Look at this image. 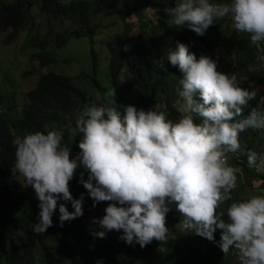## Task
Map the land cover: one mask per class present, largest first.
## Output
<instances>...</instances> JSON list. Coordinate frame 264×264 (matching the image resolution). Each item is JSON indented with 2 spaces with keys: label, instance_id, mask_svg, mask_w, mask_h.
Wrapping results in <instances>:
<instances>
[{
  "label": "clouds",
  "instance_id": "obj_1",
  "mask_svg": "<svg viewBox=\"0 0 264 264\" xmlns=\"http://www.w3.org/2000/svg\"><path fill=\"white\" fill-rule=\"evenodd\" d=\"M171 2L163 10L149 7L154 13H145L164 11L170 25L186 26L198 36L228 17L236 32L249 35L250 44L257 47L256 59L264 67L260 47L264 44V0ZM167 59L182 73L178 119H168L156 106L146 111L127 105L122 113L116 107L115 90H109L106 103L86 105L76 119L75 131L82 138L75 158L57 130L26 133L13 140L15 171L39 201V222L32 230L44 233L54 226L57 208L60 226L83 216V194L74 199L69 189L82 165L89 175L84 180L81 174L80 183L93 207L110 202L102 218H93L103 229L93 232L94 237L104 239L108 232L122 230L119 239L129 245L135 242L144 248L153 240L166 241L170 232L167 214L170 205H175L185 232L214 241L220 230L218 245L224 256L234 249L239 264H264V192L232 200L238 178L255 191L264 188V180L258 177L264 175V154L240 148L241 132L264 129L260 104L243 115L257 90L253 84L240 86L236 73L219 71L216 60L206 55L197 58L184 43L169 50ZM239 149L245 150L243 163L230 155ZM246 168L259 173L254 172L256 180L244 181L249 178L244 176ZM226 201H232L227 220L218 211ZM67 202L74 211L68 210Z\"/></svg>",
  "mask_w": 264,
  "mask_h": 264
},
{
  "label": "trees",
  "instance_id": "obj_2",
  "mask_svg": "<svg viewBox=\"0 0 264 264\" xmlns=\"http://www.w3.org/2000/svg\"><path fill=\"white\" fill-rule=\"evenodd\" d=\"M37 1L43 12L55 18L66 16L77 26L73 30L57 34V45L63 46L71 36H92L98 28L92 25L93 20L98 15L115 9L121 0ZM148 6L150 5L145 4L138 9L126 4L120 10L122 19L135 16L141 20L142 14L144 16L142 10ZM160 15L157 22L163 29L161 34L154 33L151 28L150 32L142 30L132 38L130 32L133 24L127 23L125 31L115 35L108 42L109 77L117 94L116 107L122 113L127 105H134L137 109L143 108L146 111L156 106L158 111L164 112L166 117L171 119L180 105L177 89L182 73L170 64L167 59L168 52L176 50L179 42L188 45L189 51L199 58L190 32H183L179 27L170 25L165 13ZM147 17L149 19L146 23H155L156 16ZM32 20L30 7L8 4L0 8V35L11 30L5 38V43H12L20 28L25 24L29 25ZM228 25H231V31L227 28ZM198 40L204 42L206 51H220L219 63L226 67H235L240 86L249 88L242 82L246 80L264 87V67H261L256 59L257 47L250 44L248 34L234 30L230 18L217 20L211 33ZM39 57L43 68L54 61L51 55ZM125 68L126 73L130 75L128 81L120 79ZM74 79L47 72L40 77L36 88L28 93V102L23 106L21 116L19 114L16 118V123L11 124L5 114L0 113V264H238V255L234 249H230L227 256L221 251L218 245L220 230L215 233V240L209 241L179 229L182 218L175 205H170L171 210L167 214L170 232L166 241L153 240L141 248L138 243L129 245L119 239L123 235L122 230L108 232L104 239L94 237L93 232L103 229L98 226L90 230L83 220L97 212V218L104 216L105 212L100 208L106 202H100L93 207V200L88 198L87 190L80 183L81 174L84 180L88 175L82 165L77 168L69 189L74 199H79L83 194V216L65 221L63 226H60L57 208L52 218L54 226L44 233L33 232V225L39 222V201L26 192L25 186L17 178L14 168L16 148L13 140L17 136L23 137L26 133L42 131L46 134L47 131L57 130L58 125L65 123L73 112H82L86 105H91V98L74 83ZM106 101L107 99H103L96 104L101 105ZM258 104L261 111H264V93L249 102L243 115L247 116L250 108ZM240 118L242 117L237 119ZM68 127L65 142L70 149H74L69 138L75 131V126ZM75 135V142H79L82 134ZM263 147L264 129H247L240 133V148L264 154ZM244 158L247 161V156ZM244 174L251 180L257 179L254 171L247 168ZM258 177L264 180V175ZM247 188L249 189V186L246 183L238 184L232 191V200L243 199L240 195ZM231 202L226 201L218 209L225 213V220L226 210ZM59 203L65 202L61 200ZM67 207L70 212L74 211L70 202H67ZM21 232L24 235H21ZM198 241H203L204 246L201 247Z\"/></svg>",
  "mask_w": 264,
  "mask_h": 264
},
{
  "label": "rangeland",
  "instance_id": "obj_3",
  "mask_svg": "<svg viewBox=\"0 0 264 264\" xmlns=\"http://www.w3.org/2000/svg\"><path fill=\"white\" fill-rule=\"evenodd\" d=\"M147 1L149 3H147ZM170 1L171 0H121L115 9L100 14L93 20L92 25L98 26V28L92 36L80 38L71 36L65 45L58 46L57 34L77 28V26H74L70 22L68 17L62 16L63 18H55L53 15L43 12L37 0H0V8L8 4L30 7L33 19L32 23L29 25L25 24L20 28L17 38L10 44L5 43V38L11 30L0 35V113H4L11 124L16 123V118L19 114L21 116L23 106L28 102V93L36 88L40 77L47 72L75 78L74 83L91 98L92 104L107 99L105 93L109 90H115L109 77L110 51L108 42L115 35L123 33L126 27L125 24L127 23L133 24L130 32L132 38L139 35L142 30L150 32L151 28L154 33L158 35L161 34L163 29L161 26H158L159 21L157 18L161 17L160 14H164V11L155 13L153 15L156 16L154 17L156 19L155 23L148 21L150 24L146 23L149 18L145 12L152 14L154 13V8L163 10L173 4V2L170 3ZM177 2L178 0L176 3ZM126 4L135 6L138 9H141L145 4H149L150 6L142 10L144 16L142 14V17H140L142 18L141 20L135 16H127L122 19L120 10ZM167 19L169 18L167 17ZM212 26L207 29L203 36L211 33ZM227 28H230V31L232 30L231 25H228ZM180 29L183 32H190L195 51L196 53L198 52V57L200 55L209 56L217 61L219 71L226 74L237 73L234 66L226 67L219 63L218 56L220 51L215 48L213 52L205 50L204 42L198 40L203 36H198L186 26ZM260 47L264 49V44ZM45 54L51 55L54 61L43 68L39 56ZM126 70L127 68H125L124 72L120 75L122 81H128L130 79V75L126 73ZM242 82L247 87H249V84H253L257 90L255 99L260 93H264V87L256 86L251 81L243 80ZM114 99H117L116 91ZM179 109L180 105L177 106V111L171 120L179 118L181 114ZM80 113V111L73 112L69 115V118L65 120V123L58 125L57 131L63 134L64 144H67L65 142V135L69 128L68 126L76 127L75 122ZM75 134H77V132L73 131L69 138V141L71 144L73 143L72 146L74 147V149H70V156L72 158H75L80 151L78 147L79 142H75ZM88 175L85 180H87ZM17 178L25 186L26 192L31 197L37 198L34 189L31 186H26L23 178L18 174ZM248 180L250 181V177L244 179V181ZM71 182L72 180L69 182V188L71 187ZM241 182L243 183V179L238 178V184ZM257 194L262 193L255 191L251 186L240 196L243 199H247ZM88 198H90L89 195ZM108 203L110 202H106L100 210L104 211ZM97 213L89 215L88 218L83 220L84 224L87 225L90 230L99 226L93 223V218H97ZM14 217H16V215H14ZM102 217L103 216H99V218ZM178 228L182 229L181 225H178ZM198 244L202 245L201 247L204 246L203 241H198ZM235 261L237 262V259Z\"/></svg>",
  "mask_w": 264,
  "mask_h": 264
},
{
  "label": "built area",
  "instance_id": "obj_4",
  "mask_svg": "<svg viewBox=\"0 0 264 264\" xmlns=\"http://www.w3.org/2000/svg\"><path fill=\"white\" fill-rule=\"evenodd\" d=\"M230 155H231V157L235 160V161H237V162H239V163H243L244 162V159H243V155H245V150H241V149H239L237 152H235V153H230ZM231 162L229 161V164H230ZM251 170H253L255 173H257L256 172V170L254 169V168H250ZM257 174H259V173H257ZM261 186V184H259L258 185V187H256V188H259ZM260 192L261 193H263L264 192V188H261L260 189Z\"/></svg>",
  "mask_w": 264,
  "mask_h": 264
}]
</instances>
